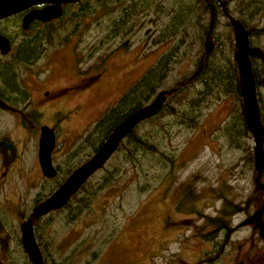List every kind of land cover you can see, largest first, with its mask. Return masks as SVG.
<instances>
[{
    "label": "rangeland",
    "instance_id": "rangeland-1",
    "mask_svg": "<svg viewBox=\"0 0 264 264\" xmlns=\"http://www.w3.org/2000/svg\"><path fill=\"white\" fill-rule=\"evenodd\" d=\"M85 2L90 10L77 12L76 19L69 16L78 7H69L60 22L18 37L15 21L0 24L13 41L10 52L0 55V84L10 77L19 91L23 85L30 90L29 103L17 106L8 103L15 94L12 90H0L9 99L0 98V264H30L19 226L30 218L37 202L93 154L105 135L102 129L91 136L93 127L109 111L115 112L123 97L173 46L179 47L180 36L157 40L175 0H151V8H138L125 22L132 25L131 30L126 32L122 25L115 36L109 25L123 15L125 0L106 6L80 0ZM256 15L248 20L240 14L251 29L264 134V9ZM209 22L207 16L211 34L191 31L186 35L165 77L141 107L158 92H169L191 80L204 62L206 36L214 44L215 65L225 70L224 66L234 63L236 47L229 22L223 14L212 27ZM36 37L41 38L37 58L27 62L16 56L21 41H37ZM234 72L238 84L236 66ZM77 84L82 89L75 94L55 103L43 102V91L53 95ZM200 85L194 81L188 92L196 100V113L200 111L195 126L186 127L168 109L142 122L136 134L153 144V150L138 151L134 157L128 150H119L65 207L33 220L45 264H247L244 259L252 253L253 244L259 259L250 262L264 264V249L253 231L256 223L239 227L245 218L243 208L250 207L247 202L257 196L254 142L248 132L241 134L246 126L240 94L209 88L198 96ZM185 98L186 94L166 96L169 106L177 108L188 106L190 100ZM42 126L55 132L51 161L57 175L52 179L44 178L38 165ZM225 127L231 135L223 131ZM226 201L237 213L231 212L227 222L218 214Z\"/></svg>",
    "mask_w": 264,
    "mask_h": 264
},
{
    "label": "water",
    "instance_id": "water-1",
    "mask_svg": "<svg viewBox=\"0 0 264 264\" xmlns=\"http://www.w3.org/2000/svg\"><path fill=\"white\" fill-rule=\"evenodd\" d=\"M78 0H0V20L22 13L38 5H45L41 10H33L27 13L22 22V29L27 30L32 21L48 22L55 20L62 15L61 5L76 3ZM221 12L229 22L232 29L236 51L233 60L238 75L239 94L242 101V112L247 132L251 135L253 147V162L256 177L255 186L264 192V185L260 182L264 170V150H263V128L260 119V112L256 97L255 79L252 72V64L249 59V42L246 30L242 23L232 17L227 9L225 0H217ZM212 20L210 27H212ZM205 56L209 55L214 44L209 36H206L203 43ZM11 45L7 38L0 35V55L5 56L10 52ZM201 67L193 74L191 79L199 75ZM167 92L160 91L154 99L143 107L132 111L127 115L107 136L103 144L93 155L75 168L65 180L47 198L36 204L30 214V218L20 226V242L30 264H45L37 246L32 220L47 216L51 212L62 209L75 195L87 180L99 171L118 150L120 143L127 134L142 122L155 117L162 109L166 101ZM55 145L53 132L47 127L40 128L38 139V165L41 174L46 179L55 178L56 169L52 165L51 154ZM264 204L249 218L248 223L255 222L259 227V237L264 243V228L261 217Z\"/></svg>",
    "mask_w": 264,
    "mask_h": 264
},
{
    "label": "trees",
    "instance_id": "trees-1",
    "mask_svg": "<svg viewBox=\"0 0 264 264\" xmlns=\"http://www.w3.org/2000/svg\"><path fill=\"white\" fill-rule=\"evenodd\" d=\"M227 9L230 15H234L235 19L240 21L244 28L246 29V33L248 37H251L250 28L246 26L247 19H251L256 15L259 11L264 9V0H225ZM95 2L100 4L101 6H106L108 3L111 4L113 2L119 3L120 0H95ZM82 5V6H81ZM152 5H154V2H151V0H140V1H134V0H125V4L122 8L123 15L118 18V20L115 23H111L109 25L110 27V33L111 36H115L118 29H121L122 25H124V28H126V32L130 31L132 28L131 24L125 23L128 22L129 19H132V14L135 13V11L141 8H151ZM74 6L78 7L76 11L72 12L69 16L70 19H76L79 17L77 15V12L85 13L86 10H90L88 8L87 2L84 4L80 3V0H78ZM169 10L165 9V12L167 13ZM222 12L220 10V7L217 3V0H175V7L171 8V14L170 18L167 23H164L163 29L160 31L159 37L157 40L159 42L167 41L171 38H179V47L177 48V44L173 46L171 50L168 51L167 54H165L160 62L157 63L155 67H153L148 73L141 78L137 84L131 89L129 93H127L123 98L124 100L119 103L117 109L109 111L106 116H104L100 122H98L92 129L91 136L96 131L98 133L101 132L102 129H104V137L99 140V143L96 147H94V152L97 151V149L102 145V143L105 141L109 133L114 129L116 125H118L127 115H129L132 111L140 108L142 106L143 102H148L151 98V96L155 93V87L159 81H161L165 74L167 73L169 64L172 60H175V54L177 53V50L182 46L186 35L189 34V32L193 31H201L202 34H211L212 30L209 29V25L207 26V16H209L210 21L212 20L213 23L218 22V17L222 16ZM240 14H245L247 19L242 18ZM253 15V16H252ZM210 23V22H209ZM227 23V22H226ZM126 26V27H125ZM37 38V37H36ZM196 40H199V37H196ZM191 43V42H190ZM193 44V43H191ZM36 45H38V41H29L28 43H24L22 45V48L17 50L19 54L29 55L33 54L34 52L36 55L38 54V50ZM252 47L250 48L249 43V58L252 62V72L254 75V78L256 79V71H255V65L254 60L252 57ZM213 53H210L209 55L205 56L204 62L202 63L200 60L201 71L199 75H197L195 78L189 80V81H183L181 83H178L176 89H173L169 92H167L168 96L171 95V97H179L182 94H186V99H189L190 101L188 106H181L184 104L183 102L180 103L181 108L177 107H170L168 104V101L164 103L162 109L158 113V115L163 112L164 110H169V113L171 115H174L177 120L183 124H185L186 127L192 128L197 123V118L199 117L198 113H196V106L197 103H195V99L193 97H190L188 95L189 88L193 85L194 81H200L201 88L196 92L198 96H203V94L211 88L212 90L215 88H219L222 93L224 94H230L234 92L237 97L239 96L238 92V84L236 77L234 78V74H236L235 71V65L233 62H230V67L224 66L226 69L223 70V68L218 67L215 65L212 59ZM17 56V53H16ZM20 57V55H19ZM23 59L27 62L30 60L28 57H23ZM229 61V60H228ZM208 75L209 79L204 78ZM3 80L5 85L10 89L14 90L16 89L17 83L14 82L13 78ZM196 79V80H195ZM257 85V82H256ZM6 93L0 94V98L3 100L9 101L8 97L5 95ZM136 103V104H135ZM126 110V111H124ZM157 116L153 117L156 118ZM152 119V118H151ZM137 128V127H136ZM135 128V129H136ZM135 129H133L131 132L127 134L125 139L120 143L119 148L117 152L121 149L128 150L129 156L134 157V154H136L138 151L146 150H153L154 145L150 142H147L145 139H141L138 134H136ZM246 128L243 127V132L241 134L247 136ZM227 135H231L230 128L227 127L224 128V130ZM89 136V137H91ZM88 137V138H89ZM87 141V139H86ZM2 144V143H1ZM131 148V151L129 150ZM93 152V153H94ZM116 152V153H117ZM71 171L68 172V174ZM260 182L264 185V170L260 179ZM61 183H58V185L51 191V193L60 185ZM49 193V195L51 194ZM254 193L257 194V196L252 197H259V200L256 203L259 206V208L262 207L264 203V192L257 189L255 186ZM48 195V196H49ZM47 196V197H48ZM46 198V197H45ZM40 202V201H39ZM255 201L252 199L247 202V204H250L252 206L256 205L254 204ZM38 203V202H37ZM225 208L223 211H221V216L228 217V215L234 214L233 209L235 210V207H233V204L231 202L226 201L224 203ZM65 207V206H64ZM258 208V209H259ZM244 212L247 211V207L243 208ZM57 212V211H56ZM264 212V211H263ZM35 220V219H33ZM32 220V222H33ZM36 224H34V232L37 236V230H36Z\"/></svg>",
    "mask_w": 264,
    "mask_h": 264
},
{
    "label": "flooded vegetation",
    "instance_id": "flooded-vegetation-1",
    "mask_svg": "<svg viewBox=\"0 0 264 264\" xmlns=\"http://www.w3.org/2000/svg\"><path fill=\"white\" fill-rule=\"evenodd\" d=\"M45 7V5H38V6H34L32 8H30L29 10H26L22 13H19L17 15H14V16H11L9 18H6L4 20H0V24H2L3 22H6V21H15L16 23V37H18L17 35L19 34H23V32H29L30 30H33L34 28H37V27H44V26H50V25H53L54 23H58L61 21L62 17L66 14L67 12V9L69 7H74V4H63L61 5V9H62V15L61 17L55 19V20H51V21H48V22H40V21H37V20H34L30 23L29 25V28L27 30H23L22 29V22H23V18L24 16L29 13L30 11H33V10H41ZM4 29L0 28V35L4 36L5 38H7L10 42V45H11V48H12V45H13V41H12V37L11 36H8L6 35V33L3 31ZM41 39V38H37V41ZM36 41V40H35ZM23 41L20 42V45H19V50L22 48V45L24 43H22ZM40 50V49H39ZM39 53V52H38ZM17 55L21 56V57H28V59L32 62L35 57L37 56L36 53L33 55L29 54V55H24V54H19V52H17ZM2 56V55H1ZM6 56V55H5ZM34 58V59H33ZM37 58V57H36ZM36 82H39L40 79L39 78H36L34 79ZM256 79H255V87L257 88V85H256ZM82 89V86L80 84H77L75 85V87H72V88H67V89H64L58 93H55L53 95H50L48 92H45L43 91L42 92V97L43 98V102L44 103H55L57 101H59L62 97H67L68 95L70 94H75L78 90H81ZM0 90H3V91H7V90H10L5 84H0ZM3 91H0V94L2 95L1 92ZM15 94L12 96L13 100L8 102L10 104H13L15 106L19 105L20 103H29L30 101V90L28 89V87H26L25 85H23V88L19 91L17 88L12 90ZM256 97H257V101L259 102V94L257 92V89H256ZM260 103V102H259ZM52 130V129H50ZM53 134H54V137H55V132L52 130ZM252 199L254 202V206L250 205V207L247 208V211L246 212H242L243 213V216L245 217L244 220L240 223L239 227H248L249 225H251L250 223H248V220H249V217L251 216V210H258L259 206L257 205L256 203V200L258 202L259 200V197H252L250 198ZM249 209V211H248ZM264 211V210H263ZM221 215V213H218ZM234 214H237V213H234ZM219 215V216H220ZM233 215V214H232ZM227 218L229 217H223L224 220H226ZM227 222V220H226ZM261 223L263 224V228H264V212L262 214V217H261ZM253 231L254 233L257 235V239H256V243L258 245H260L263 249H264V243L263 241L260 239L259 237V227H254L253 228ZM220 232H223L225 233L224 229H221ZM255 248H257L256 246H254L253 244V251L252 253H250L249 256L246 257V259H244V261H247L248 263L247 264H253L251 263L250 261H256L259 259V249L255 250ZM258 258V259H256ZM263 260H264V256H263Z\"/></svg>",
    "mask_w": 264,
    "mask_h": 264
},
{
    "label": "bare ground",
    "instance_id": "bare-ground-1",
    "mask_svg": "<svg viewBox=\"0 0 264 264\" xmlns=\"http://www.w3.org/2000/svg\"><path fill=\"white\" fill-rule=\"evenodd\" d=\"M247 34V33H246ZM248 36V35H247ZM248 42H249V37H248ZM250 59V58H249ZM251 61V60H250ZM251 64H252V62H251ZM110 134V133H109ZM103 144V143H102ZM70 174V173H69ZM68 174V175H69ZM38 204V203H37ZM36 205V204H35ZM56 212V211H55ZM51 213H53V212H51Z\"/></svg>",
    "mask_w": 264,
    "mask_h": 264
}]
</instances>
